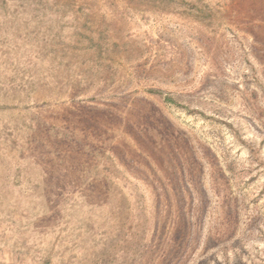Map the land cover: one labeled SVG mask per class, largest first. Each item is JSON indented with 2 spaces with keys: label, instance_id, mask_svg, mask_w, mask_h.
<instances>
[{
  "label": "rangeland",
  "instance_id": "rangeland-1",
  "mask_svg": "<svg viewBox=\"0 0 264 264\" xmlns=\"http://www.w3.org/2000/svg\"><path fill=\"white\" fill-rule=\"evenodd\" d=\"M0 264H264V0H0Z\"/></svg>",
  "mask_w": 264,
  "mask_h": 264
},
{
  "label": "trees",
  "instance_id": "trees-1",
  "mask_svg": "<svg viewBox=\"0 0 264 264\" xmlns=\"http://www.w3.org/2000/svg\"><path fill=\"white\" fill-rule=\"evenodd\" d=\"M165 101L169 102L170 104H178V102L171 96H166Z\"/></svg>",
  "mask_w": 264,
  "mask_h": 264
}]
</instances>
